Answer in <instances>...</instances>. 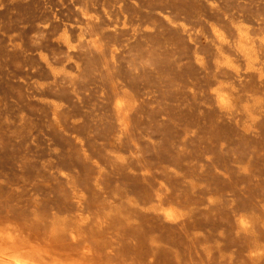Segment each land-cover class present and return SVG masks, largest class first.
<instances>
[{"label":"rangeland","instance_id":"374dc122","mask_svg":"<svg viewBox=\"0 0 264 264\" xmlns=\"http://www.w3.org/2000/svg\"><path fill=\"white\" fill-rule=\"evenodd\" d=\"M8 235L40 264H264V0H0Z\"/></svg>","mask_w":264,"mask_h":264},{"label":"bare ground","instance_id":"6f19581e","mask_svg":"<svg viewBox=\"0 0 264 264\" xmlns=\"http://www.w3.org/2000/svg\"><path fill=\"white\" fill-rule=\"evenodd\" d=\"M118 108L119 111L123 110L122 101H118ZM5 239L9 246L5 247L0 242V264H40L36 259L18 253V243L13 235H8Z\"/></svg>","mask_w":264,"mask_h":264}]
</instances>
